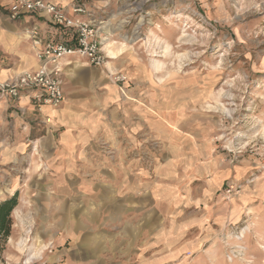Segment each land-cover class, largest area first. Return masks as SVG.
I'll return each mask as SVG.
<instances>
[{
  "label": "rangeland",
  "instance_id": "1",
  "mask_svg": "<svg viewBox=\"0 0 264 264\" xmlns=\"http://www.w3.org/2000/svg\"><path fill=\"white\" fill-rule=\"evenodd\" d=\"M89 4L126 44L72 86L91 110L72 131L94 156L77 190L50 156L9 172L22 200L0 264H139L138 216L152 214L158 232L209 234L183 264H264V0Z\"/></svg>",
  "mask_w": 264,
  "mask_h": 264
},
{
  "label": "crops",
  "instance_id": "2",
  "mask_svg": "<svg viewBox=\"0 0 264 264\" xmlns=\"http://www.w3.org/2000/svg\"><path fill=\"white\" fill-rule=\"evenodd\" d=\"M50 1L70 8L80 0ZM8 10V0H0V70L4 78L15 76L23 70L37 69L38 61L27 33L33 26L39 28L43 41L57 40L75 43V34L71 29L53 25L44 17L34 13H23L18 20H11L8 17ZM100 33L102 36L104 33L106 35L104 27ZM72 61L73 63H67L64 67L65 99L61 105L45 106L44 111H40L36 104L25 95L18 100L0 98V202L10 198L16 192L19 194V204L22 200L20 183L15 176L9 175L10 171L23 169L25 166L31 169L38 162L40 166V162H45L48 156L59 160V163L55 165L58 173L68 174L71 189H78L79 161L92 158L94 156L92 149L95 147L92 135L79 136L72 131L75 125L87 127L85 121L91 118V110L87 105L89 101L86 100L87 103H84L85 99L76 98L74 90L79 89L72 87L77 85L78 72L84 69L89 70L91 65L77 58H71L70 62ZM89 73L93 74L91 76L94 79L96 73ZM97 74L105 79L100 71ZM109 89L111 90L110 87ZM25 93L26 91L23 94ZM82 105L86 106L81 109ZM47 118L50 119L49 127L57 132L56 138L47 133ZM79 120L85 123H79ZM150 204L154 209L155 202L150 201ZM141 206H144L143 201ZM163 218L157 214L138 216V224H140L137 236L138 254L142 255L138 259L139 264H183L184 260L181 257L184 256L183 259H187L186 256L189 253H200L209 241L207 237L209 234H202L201 230L179 232L173 229L166 233L158 232L159 222L162 223ZM156 223L158 225H155ZM209 248L218 254L215 246L209 245ZM254 250L252 253L255 252ZM259 255L264 253L259 250Z\"/></svg>",
  "mask_w": 264,
  "mask_h": 264
},
{
  "label": "built area",
  "instance_id": "3",
  "mask_svg": "<svg viewBox=\"0 0 264 264\" xmlns=\"http://www.w3.org/2000/svg\"><path fill=\"white\" fill-rule=\"evenodd\" d=\"M8 17L18 20L23 13H34L51 24L71 29L75 43L45 40L40 30L33 26L27 31L31 39L38 67L23 70L15 76L4 78L0 70V98L20 99L28 96L38 110L45 106H59L65 96L63 90L64 67L71 58L80 57L87 64L106 67L112 60L104 43L107 35H101L103 21H99L88 0H80L70 8L50 0H8ZM1 22V16H0ZM121 79V78H119ZM24 91H26L25 94Z\"/></svg>",
  "mask_w": 264,
  "mask_h": 264
},
{
  "label": "trees",
  "instance_id": "4",
  "mask_svg": "<svg viewBox=\"0 0 264 264\" xmlns=\"http://www.w3.org/2000/svg\"><path fill=\"white\" fill-rule=\"evenodd\" d=\"M19 204V194L16 192L10 198L0 202V237H8L11 233V213Z\"/></svg>",
  "mask_w": 264,
  "mask_h": 264
},
{
  "label": "bare ground",
  "instance_id": "5",
  "mask_svg": "<svg viewBox=\"0 0 264 264\" xmlns=\"http://www.w3.org/2000/svg\"><path fill=\"white\" fill-rule=\"evenodd\" d=\"M104 43L106 44V48H107V50L109 52V55H110V58L112 60L119 58V56H121L124 53V49L126 47V44L124 42L119 43V42H117L115 40H110L108 38V36H106ZM71 63H73V62H69L68 64H71ZM159 65L160 64L157 63V65L155 67L157 69H159ZM108 69H112V67L110 66V63H108ZM246 231H247V228L243 229L242 230V234L245 233ZM262 248H264V247L262 246Z\"/></svg>",
  "mask_w": 264,
  "mask_h": 264
}]
</instances>
